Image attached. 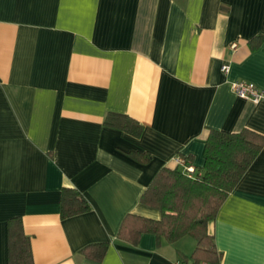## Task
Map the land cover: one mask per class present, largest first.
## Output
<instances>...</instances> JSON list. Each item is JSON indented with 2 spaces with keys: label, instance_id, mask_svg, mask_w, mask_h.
<instances>
[{
  "label": "crops",
  "instance_id": "obj_1",
  "mask_svg": "<svg viewBox=\"0 0 264 264\" xmlns=\"http://www.w3.org/2000/svg\"><path fill=\"white\" fill-rule=\"evenodd\" d=\"M264 0H0V264L20 218L33 264H175L195 241L117 238L123 219L159 220L140 198L180 157L203 166L209 129L264 135ZM236 44L235 51L229 49ZM229 67L227 74L221 67ZM108 113L143 127H104ZM130 153H147L141 164ZM89 210L61 219V192ZM220 264H264V149L210 225ZM108 244L100 263L82 250Z\"/></svg>",
  "mask_w": 264,
  "mask_h": 264
},
{
  "label": "trees",
  "instance_id": "obj_2",
  "mask_svg": "<svg viewBox=\"0 0 264 264\" xmlns=\"http://www.w3.org/2000/svg\"><path fill=\"white\" fill-rule=\"evenodd\" d=\"M262 40V37L254 38L250 49H258ZM103 125L136 139L143 132L142 125L121 114L108 113ZM262 149L264 135L249 129L238 133L209 129L203 149V166L195 168L193 177H188L178 168H162L141 196L140 202L158 210L160 219L127 215L117 238L136 246L143 234L155 235L168 244L190 237L195 241V248L190 257L180 259L182 263L220 264L222 255L216 249L210 225ZM129 156L141 164L151 161L147 153H130ZM88 210V202L77 190H62L61 219L81 215ZM107 248L106 243L96 244L85 247L81 252L87 259L100 263ZM7 258L8 264H33L30 239L24 233L20 218L7 223Z\"/></svg>",
  "mask_w": 264,
  "mask_h": 264
},
{
  "label": "built area",
  "instance_id": "obj_3",
  "mask_svg": "<svg viewBox=\"0 0 264 264\" xmlns=\"http://www.w3.org/2000/svg\"><path fill=\"white\" fill-rule=\"evenodd\" d=\"M237 48L236 44H231L229 49L231 51H235ZM229 71L228 65L224 64L221 67V72L223 74H227ZM231 89L233 93L239 98L250 100L253 103H258L262 98H264V92H262L258 87H256L253 83L246 81H235L231 83ZM174 162L177 167H180L181 170L188 176L193 177L195 173V168L186 163V161L180 157L174 159ZM175 264H187L182 263L181 261L176 262Z\"/></svg>",
  "mask_w": 264,
  "mask_h": 264
},
{
  "label": "rangeland",
  "instance_id": "obj_4",
  "mask_svg": "<svg viewBox=\"0 0 264 264\" xmlns=\"http://www.w3.org/2000/svg\"><path fill=\"white\" fill-rule=\"evenodd\" d=\"M187 239H191L190 237H188Z\"/></svg>",
  "mask_w": 264,
  "mask_h": 264
}]
</instances>
